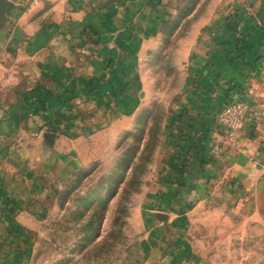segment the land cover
<instances>
[{
  "label": "crops",
  "instance_id": "obj_1",
  "mask_svg": "<svg viewBox=\"0 0 264 264\" xmlns=\"http://www.w3.org/2000/svg\"><path fill=\"white\" fill-rule=\"evenodd\" d=\"M7 1L0 16V194L12 201L28 204L130 127L133 104L147 96L136 90L144 74L159 72L160 57L178 79L177 112L167 120L185 142L195 141L187 157L178 148L184 165L197 167L191 157L201 139L216 135L210 127L222 104H264V0ZM249 160L240 153L236 165ZM5 218L0 213L3 250L18 241Z\"/></svg>",
  "mask_w": 264,
  "mask_h": 264
},
{
  "label": "rangeland",
  "instance_id": "obj_2",
  "mask_svg": "<svg viewBox=\"0 0 264 264\" xmlns=\"http://www.w3.org/2000/svg\"><path fill=\"white\" fill-rule=\"evenodd\" d=\"M158 59L130 127L28 204L13 201L5 219L18 241H0V264H264V104H222L214 142L201 139L197 167L184 165L178 148L187 157L195 141L167 120L178 79ZM228 106L233 120L221 118Z\"/></svg>",
  "mask_w": 264,
  "mask_h": 264
},
{
  "label": "trees",
  "instance_id": "obj_3",
  "mask_svg": "<svg viewBox=\"0 0 264 264\" xmlns=\"http://www.w3.org/2000/svg\"><path fill=\"white\" fill-rule=\"evenodd\" d=\"M0 203H1V213L4 216H8V214L13 213L14 203L11 199L7 198L6 196H2V194H0Z\"/></svg>",
  "mask_w": 264,
  "mask_h": 264
},
{
  "label": "water",
  "instance_id": "obj_4",
  "mask_svg": "<svg viewBox=\"0 0 264 264\" xmlns=\"http://www.w3.org/2000/svg\"><path fill=\"white\" fill-rule=\"evenodd\" d=\"M11 6V3L7 0H0V16L4 15V12ZM45 139L51 143H53L55 135L53 133H46Z\"/></svg>",
  "mask_w": 264,
  "mask_h": 264
},
{
  "label": "built area",
  "instance_id": "obj_5",
  "mask_svg": "<svg viewBox=\"0 0 264 264\" xmlns=\"http://www.w3.org/2000/svg\"><path fill=\"white\" fill-rule=\"evenodd\" d=\"M231 109H232L231 106L226 107L225 112H223V114H221V118L224 119V118H223L224 116H229V117L233 120L232 116L230 115V113H231ZM226 122H227V121H226ZM0 204H1V203H0ZM0 213H1V205H0Z\"/></svg>",
  "mask_w": 264,
  "mask_h": 264
}]
</instances>
